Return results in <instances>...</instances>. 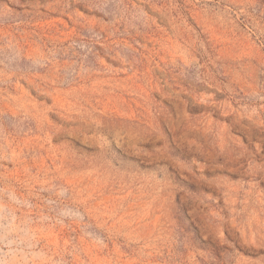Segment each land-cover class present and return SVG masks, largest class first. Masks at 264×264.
Returning a JSON list of instances; mask_svg holds the SVG:
<instances>
[{"label":"rangeland","instance_id":"1","mask_svg":"<svg viewBox=\"0 0 264 264\" xmlns=\"http://www.w3.org/2000/svg\"><path fill=\"white\" fill-rule=\"evenodd\" d=\"M0 264H264V0H0Z\"/></svg>","mask_w":264,"mask_h":264}]
</instances>
